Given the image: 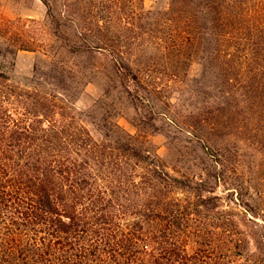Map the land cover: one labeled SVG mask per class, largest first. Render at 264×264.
Wrapping results in <instances>:
<instances>
[{"label":"rangeland","instance_id":"1","mask_svg":"<svg viewBox=\"0 0 264 264\" xmlns=\"http://www.w3.org/2000/svg\"><path fill=\"white\" fill-rule=\"evenodd\" d=\"M138 7L164 15L171 0H0L6 107L21 127L52 135L63 150L68 138L85 161L94 159L108 187L103 216L122 215L130 230L150 233L151 264H264V110L251 104L264 93V72L247 66L228 82L211 59V35H201L209 43L199 48L197 36L182 57L166 55L151 37L135 38L155 26L146 18L139 29ZM109 37L124 45L126 73H115L106 55L70 50ZM154 165L175 179L167 192L177 200L149 197L146 187L164 181L158 172L152 178ZM6 226L0 220V264H24L23 247L13 259L5 252L16 244Z\"/></svg>","mask_w":264,"mask_h":264},{"label":"trees","instance_id":"2","mask_svg":"<svg viewBox=\"0 0 264 264\" xmlns=\"http://www.w3.org/2000/svg\"><path fill=\"white\" fill-rule=\"evenodd\" d=\"M170 12L177 15L169 18ZM136 17L139 29L147 24L143 23L146 18L153 19L149 26L152 23L155 26L148 32L142 30L135 38L151 37L153 45L166 55L175 53L182 57L188 43H194L197 36L200 35L197 37L199 48L209 43L202 36L211 35L209 39L216 42L211 59L217 61L219 71L228 82L236 81L235 74L240 76L239 71L247 66L256 65L257 70L264 72V0H171V9L164 15L147 13L144 7H138ZM118 21L126 19L122 16ZM199 23L203 24L201 31H192ZM76 45L75 41V45L70 46L72 52L109 57L115 73H126L131 67L121 60L123 54L118 49L124 45L117 37H109L104 43L88 41L79 48ZM0 77L9 80L2 70ZM0 86V220L16 240L14 248L8 247L5 251L8 257L13 259L23 253L24 264H151V256L157 250L152 246L151 234L130 230L129 221L122 215L114 220L103 216L107 209L102 200L108 194V187L98 165L92 163L94 159L85 161V153L72 150L68 138H62L68 145L63 150L56 146L52 135L40 137L32 129L21 127L6 107L10 85L0 83ZM62 95L59 93L55 98ZM245 96L249 102L250 96ZM257 98L259 100L251 104L264 110V93ZM89 154L92 158L91 152ZM74 155L81 156L82 164L77 163L78 160L74 162ZM154 166L155 170L150 171L152 178L156 177L153 172H158L159 179L164 181L148 184L146 188L153 191L149 197L157 198L158 205L166 200H177L167 192L168 187L174 186L175 179L159 165ZM85 169L90 174L84 173ZM87 177L96 180L95 187L83 181ZM81 191L90 193L76 198ZM69 210L73 212L66 215ZM136 214L143 223L144 215ZM65 218L73 224L67 225ZM151 218L155 221L160 216ZM167 236L165 233L164 238ZM127 241L133 242L134 248L125 247ZM21 247V253L16 251ZM31 253L41 255V260Z\"/></svg>","mask_w":264,"mask_h":264}]
</instances>
